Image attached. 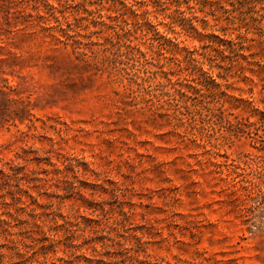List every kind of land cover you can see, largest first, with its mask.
I'll use <instances>...</instances> for the list:
<instances>
[{
	"label": "rangeland",
	"instance_id": "rangeland-1",
	"mask_svg": "<svg viewBox=\"0 0 264 264\" xmlns=\"http://www.w3.org/2000/svg\"><path fill=\"white\" fill-rule=\"evenodd\" d=\"M58 1L0 0V264H264V68L193 91L183 58L200 45L190 23L209 33L225 15L131 0L134 14L106 3L91 16ZM176 6L189 19L179 22ZM145 16L161 33L175 21L180 33L167 36L178 47L159 45ZM259 33L250 27L256 40L244 45L263 66ZM20 188L43 206L42 229L15 203ZM58 208L84 214L74 255L44 240L42 230L63 240L49 222Z\"/></svg>",
	"mask_w": 264,
	"mask_h": 264
},
{
	"label": "trees",
	"instance_id": "trees-1",
	"mask_svg": "<svg viewBox=\"0 0 264 264\" xmlns=\"http://www.w3.org/2000/svg\"><path fill=\"white\" fill-rule=\"evenodd\" d=\"M47 1V0H45ZM68 1L77 3L83 6V10L86 15L93 16L95 10H101L105 7L106 3H110L113 6V12L116 15H124L126 11H130L134 14L135 9L133 8V4L131 0H59ZM175 2H183L187 9H196V5H200L201 7H205V5H209L211 7V13L214 11H219L225 15L224 19L226 20L224 24L218 23V19H215V22L210 25L212 30L209 33H204L202 31H198L192 23H190L187 30L188 36H195L200 41V45L191 50H185L186 53L183 56L184 60L188 63H192V67L190 72L187 73L189 80L194 82V85H188L190 90L195 91L196 88L200 85H210L211 87H219L220 80H227L228 77H233L235 74H244L245 70L249 72H259L258 70L253 69V67H258V69L264 68L262 65V56L258 55V52L250 50V44L244 45L246 41L256 40V37H248V32L250 27H259V34H264V0H170ZM134 2L141 3L145 6L148 5L149 2H161V0H134ZM52 8H55L54 5L49 4ZM93 5H96L93 7ZM173 12L179 14L177 20L184 21L189 18L184 14V10L179 9V6H176L173 9ZM145 14L149 13V10L146 8L144 10ZM103 15H100V17ZM107 18H110V13L106 14ZM168 17V16H167ZM93 26L96 28L97 25H105L108 23L103 19L99 21H95L93 19ZM143 22L147 25V28L157 36L158 44H171L175 47H178L177 42H174V37L167 36L168 33L173 35H178L180 33L179 30H176V27L172 23L175 21H166L163 24L167 27L164 33L159 32L156 27V24L152 23V21L148 17H144ZM204 25L202 29H205L208 25L205 19L203 20ZM60 25V23L58 24ZM65 26L67 25V21L64 22ZM216 26L217 29H213ZM229 28V32L227 33L226 29ZM60 29L64 30L62 26ZM183 30V29H182ZM181 30V32H182ZM214 30H218L221 33H215ZM114 34L116 36H120L116 29H114ZM111 34H107L105 40L112 41ZM124 44L126 46H133L131 44V40L127 39ZM164 49V48H163ZM257 56V57H256ZM170 58H174V60L180 63L181 59L176 58L173 54L170 55ZM164 73H167L166 71ZM245 76V75H243ZM170 79V78H168ZM261 97L260 101L264 104V84L261 85ZM182 93H186V91H182ZM248 105L251 107L252 112H257L258 108L255 107L251 101L248 102ZM261 115V119L264 117V111H259ZM38 180H41L38 179ZM81 187L84 188V183L81 184ZM75 195L77 194L76 200H78V206L82 207L84 210V189H76ZM22 193L28 198L29 202L21 199ZM15 203H18L21 210L25 211L26 209L32 213V218L39 224H36L39 228L42 229L43 221L42 212H37V208H43L41 204L38 203L37 199L28 192V189H19L18 197L15 198ZM33 206H30V205ZM88 208H91V211L94 212L96 210L95 205L92 203L87 204ZM55 211L53 217L49 222L53 226L52 229L63 230V240L61 241L59 238H55L56 233H49L48 230H42L44 240L48 239V246L51 247L52 250H56V246L61 242L65 249H69V256L72 254H76V250H79L84 245V214L75 213L71 217L63 214L59 211ZM125 215V212H122ZM61 220V222L58 221ZM127 219V217H125ZM3 221V220H2ZM88 221H93L88 219ZM95 230V229H93ZM96 231V230H95ZM79 236L83 237V240L77 242ZM101 239L109 240L105 235L100 237ZM100 239V240H101ZM94 241V240H93ZM110 244L106 241H102V247H109ZM95 251V246L92 247ZM78 256L82 257V260L86 262H90L91 258L85 256L83 253ZM60 262L58 264L68 263L67 260L62 258L58 259ZM64 261V262H63ZM56 264L55 262H52Z\"/></svg>",
	"mask_w": 264,
	"mask_h": 264
}]
</instances>
